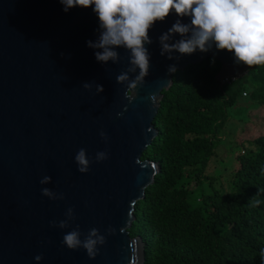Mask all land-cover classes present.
<instances>
[{
    "label": "water",
    "instance_id": "1",
    "mask_svg": "<svg viewBox=\"0 0 264 264\" xmlns=\"http://www.w3.org/2000/svg\"><path fill=\"white\" fill-rule=\"evenodd\" d=\"M93 8L77 6L66 13L59 0H0V264H143L142 237L128 228L136 201L161 168L141 153L158 131L153 119L163 90L172 85L168 67L183 70L213 56L220 62L213 73L220 83L248 67L215 46L206 53H174L179 60L162 56L158 37L179 18L172 10L149 30V74L136 93H127L136 95L129 102L126 86L116 82L129 52L119 48L120 63L102 64L95 59L98 49L87 46L98 36ZM182 22L190 23V17ZM85 82L92 84L90 90ZM96 84L103 92H96ZM81 148L93 161L87 173L78 171L74 159ZM100 151H107L108 159L95 162ZM46 175L51 183L40 184ZM44 187L64 199L43 196ZM70 207L75 216L70 226L51 227L50 221L64 220ZM76 225L84 234L97 228L106 235L94 259L83 248L62 246ZM109 226L114 235L107 234ZM37 255L43 256L39 262Z\"/></svg>",
    "mask_w": 264,
    "mask_h": 264
},
{
    "label": "trees",
    "instance_id": "2",
    "mask_svg": "<svg viewBox=\"0 0 264 264\" xmlns=\"http://www.w3.org/2000/svg\"><path fill=\"white\" fill-rule=\"evenodd\" d=\"M219 67L207 56L177 69L163 90L157 134L141 153L161 168L128 228L142 237L143 264H264V65L222 83L213 76ZM244 91L256 105L237 130L235 142L245 149L236 155L235 186L222 192L208 170L228 109ZM186 168L207 178L194 206L178 183Z\"/></svg>",
    "mask_w": 264,
    "mask_h": 264
},
{
    "label": "clouds",
    "instance_id": "3",
    "mask_svg": "<svg viewBox=\"0 0 264 264\" xmlns=\"http://www.w3.org/2000/svg\"><path fill=\"white\" fill-rule=\"evenodd\" d=\"M67 13L73 7L88 8L94 5L93 11L98 16V36L95 41H87V46L98 49L94 52L97 62L107 64L111 61L118 64L121 56L117 49L124 48L129 52L128 66L116 77L118 84L125 85L126 98L131 102L135 96L127 93L143 86L149 74L151 54L145 45L153 40L149 30L155 22H163L174 10L179 17L165 32L158 37L160 54L168 59L179 60L183 54H193L199 50L206 53L213 49L228 50L234 53L235 63L249 67L264 65V0H59ZM183 17H190V23H183ZM179 35V39L175 37ZM174 53L181 55L174 56ZM63 55V54H62ZM175 65L168 67L169 73H175ZM85 89L90 90L92 84L85 82ZM96 92H103V86L96 84ZM155 101L156 96L150 97ZM123 113H117L122 116ZM99 135L107 143L108 136L104 131ZM75 162L80 173H87L93 162L87 150L81 148L75 155ZM108 159L107 151L97 152L95 162ZM50 176H44L40 184L51 183ZM42 195L51 200H63V193H56L44 187ZM258 203V202H257ZM65 219L59 222L50 221L51 227L65 229L74 221V210L68 208ZM121 232L124 228L120 229ZM108 235H114L116 229L109 226ZM83 236V239L81 237ZM106 243V235L97 228H91L87 234L76 225L63 236L62 246L70 250L83 248L87 256L94 259L100 251L99 246ZM34 259L39 262L42 255Z\"/></svg>",
    "mask_w": 264,
    "mask_h": 264
},
{
    "label": "rangeland",
    "instance_id": "4",
    "mask_svg": "<svg viewBox=\"0 0 264 264\" xmlns=\"http://www.w3.org/2000/svg\"><path fill=\"white\" fill-rule=\"evenodd\" d=\"M255 105L256 103L252 101L244 91L228 109V117L223 128L224 131L222 130L221 132V139L218 141L211 158V167H208L209 170L208 168L206 169L212 176L211 185L219 191H228L235 186V167L238 163L236 155L238 152H242V150L245 149L235 142L237 133L239 132L237 130L242 126L246 118V112ZM187 171L188 169L186 168L178 183L187 186L190 190L188 203L190 206H194L197 204L198 188L202 181H206L207 178L206 176L200 177L197 173L188 175Z\"/></svg>",
    "mask_w": 264,
    "mask_h": 264
},
{
    "label": "built area",
    "instance_id": "5",
    "mask_svg": "<svg viewBox=\"0 0 264 264\" xmlns=\"http://www.w3.org/2000/svg\"><path fill=\"white\" fill-rule=\"evenodd\" d=\"M232 77H233V76H229V77H226V79H228V78H232ZM226 79H225V80H226Z\"/></svg>",
    "mask_w": 264,
    "mask_h": 264
},
{
    "label": "bare ground",
    "instance_id": "6",
    "mask_svg": "<svg viewBox=\"0 0 264 264\" xmlns=\"http://www.w3.org/2000/svg\"><path fill=\"white\" fill-rule=\"evenodd\" d=\"M152 143V142H151Z\"/></svg>",
    "mask_w": 264,
    "mask_h": 264
}]
</instances>
